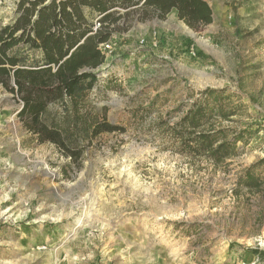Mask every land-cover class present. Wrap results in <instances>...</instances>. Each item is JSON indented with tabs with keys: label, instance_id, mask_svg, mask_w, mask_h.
Wrapping results in <instances>:
<instances>
[{
	"label": "rangeland",
	"instance_id": "rangeland-1",
	"mask_svg": "<svg viewBox=\"0 0 264 264\" xmlns=\"http://www.w3.org/2000/svg\"><path fill=\"white\" fill-rule=\"evenodd\" d=\"M208 4L213 23L198 32L176 10L128 16L90 94L127 131L95 140L80 169L23 130L0 85V264H264L256 206L234 195L239 172L264 158V0ZM209 87L249 107L229 173L167 150L159 132Z\"/></svg>",
	"mask_w": 264,
	"mask_h": 264
},
{
	"label": "trees",
	"instance_id": "trees-1",
	"mask_svg": "<svg viewBox=\"0 0 264 264\" xmlns=\"http://www.w3.org/2000/svg\"><path fill=\"white\" fill-rule=\"evenodd\" d=\"M45 1L22 0L15 22L0 27V85L23 102L17 114L23 130L38 145L55 146L80 169L95 140L127 131L97 112L90 99L106 60L99 46L127 31L123 27L130 15L148 22L165 20L176 10L178 19L198 32L213 23V14L207 0H62L42 6ZM94 14L101 23L96 32ZM180 113L175 124L159 121L166 149L229 173L247 145L245 132L237 127L238 118L250 117L241 96L209 87L191 94ZM234 195L246 208L256 206L254 224L263 227L264 158L239 172Z\"/></svg>",
	"mask_w": 264,
	"mask_h": 264
},
{
	"label": "built area",
	"instance_id": "built-area-1",
	"mask_svg": "<svg viewBox=\"0 0 264 264\" xmlns=\"http://www.w3.org/2000/svg\"><path fill=\"white\" fill-rule=\"evenodd\" d=\"M22 0H0V27H5L9 24L15 22L16 18L19 16V6ZM34 1V0H32ZM55 1L59 4L62 0H46L42 6L48 5L50 2ZM101 23L99 19L95 20L93 23V32L100 29ZM101 53L108 58L112 53V41L103 43L99 46ZM23 102L18 101V110L15 115H17L23 109Z\"/></svg>",
	"mask_w": 264,
	"mask_h": 264
},
{
	"label": "crops",
	"instance_id": "crops-1",
	"mask_svg": "<svg viewBox=\"0 0 264 264\" xmlns=\"http://www.w3.org/2000/svg\"><path fill=\"white\" fill-rule=\"evenodd\" d=\"M207 2H208V0H207ZM141 5H142V4H141ZM141 5H140V7H141ZM115 10H117V11L119 12L120 15H123V14L126 12V11L121 10V9H115ZM85 11H86V14L91 18L92 15H91L90 11H89L88 9H86ZM113 11H114V10H113ZM140 11H141V9H140ZM94 16H95V17H94ZM97 16H98V15H95V14L93 15V17H94L95 19L98 18ZM95 19H94V20H95ZM156 19H157V18H156ZM94 20H93V21H94ZM157 20H159V19H157ZM116 34H117V33H115V34L113 35V37L111 38V41L115 39ZM106 60H107V59H106ZM106 60H105V62L108 61V60H107V61H106ZM99 69H100V68H99ZM99 69H98V70H99Z\"/></svg>",
	"mask_w": 264,
	"mask_h": 264
},
{
	"label": "bare ground",
	"instance_id": "bare-ground-1",
	"mask_svg": "<svg viewBox=\"0 0 264 264\" xmlns=\"http://www.w3.org/2000/svg\"><path fill=\"white\" fill-rule=\"evenodd\" d=\"M192 37H195L194 34H191ZM85 217V216H84ZM87 218V217H86ZM86 218H81L79 219V222L76 224V230L79 229V228H82L83 226V223L86 222Z\"/></svg>",
	"mask_w": 264,
	"mask_h": 264
}]
</instances>
